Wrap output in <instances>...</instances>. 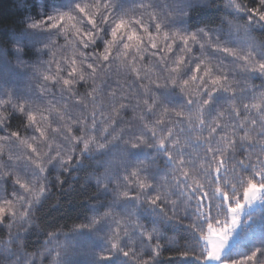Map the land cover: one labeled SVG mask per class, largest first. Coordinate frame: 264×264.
<instances>
[{"label":"snow or ice","instance_id":"1","mask_svg":"<svg viewBox=\"0 0 264 264\" xmlns=\"http://www.w3.org/2000/svg\"><path fill=\"white\" fill-rule=\"evenodd\" d=\"M17 7L0 264H264V0ZM77 188L80 222L39 215Z\"/></svg>","mask_w":264,"mask_h":264},{"label":"trees","instance_id":"2","mask_svg":"<svg viewBox=\"0 0 264 264\" xmlns=\"http://www.w3.org/2000/svg\"><path fill=\"white\" fill-rule=\"evenodd\" d=\"M22 14L23 13L17 7V0H0V28L15 27V22L20 19ZM216 23H219V21L217 20ZM131 116V111L125 113L126 119H130ZM81 175H83V173H81ZM80 182L83 183V181ZM84 191H89L90 193L94 191V189L81 190L77 188L73 196H60L61 203L59 205L55 204L54 197L45 205L39 215H42L45 220H52L71 227L74 222H80L78 219V211L81 207L79 201L82 199V193ZM57 195L59 196L60 194L57 193ZM31 239L35 241L36 236L33 235Z\"/></svg>","mask_w":264,"mask_h":264}]
</instances>
